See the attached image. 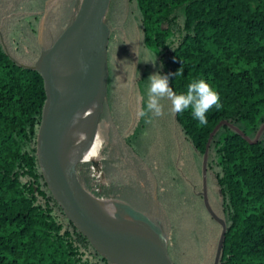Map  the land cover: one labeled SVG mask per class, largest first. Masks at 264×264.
Segmentation results:
<instances>
[{
	"label": "trees",
	"instance_id": "16d2710c",
	"mask_svg": "<svg viewBox=\"0 0 264 264\" xmlns=\"http://www.w3.org/2000/svg\"><path fill=\"white\" fill-rule=\"evenodd\" d=\"M80 1L0 0V264H113L67 219L36 156L45 89L33 65L75 19ZM104 23L100 126L112 148L103 150L101 170L108 185L93 191L90 162L77 166V182L147 218L174 264H213L222 226L204 203L202 162L220 124L206 161L208 204L225 225L218 264H264V0H111ZM122 48L133 74L109 65L110 51ZM143 70L168 76L178 95L202 79L221 105L202 126L191 109L172 112V144L157 143L152 156L130 95ZM124 72L132 81L126 88Z\"/></svg>",
	"mask_w": 264,
	"mask_h": 264
},
{
	"label": "water",
	"instance_id": "95a60500",
	"mask_svg": "<svg viewBox=\"0 0 264 264\" xmlns=\"http://www.w3.org/2000/svg\"><path fill=\"white\" fill-rule=\"evenodd\" d=\"M110 1L111 0H81L80 8L75 19L64 29L61 35L48 49L40 53L33 65V68L40 74L45 89V102L36 138L37 162L51 195L63 210L67 219L90 241L96 251L104 255L110 262L113 264H121L119 261L111 259V253L125 247H137L147 250L151 258L155 261V264H174L167 254L166 239L156 230L153 224L140 213L132 210L126 205L114 202L111 199H102L122 206V208L132 215L136 214L144 218L148 222L145 223L146 228H138L127 222L121 223L100 219L80 204L66 185L70 177L77 182V166L89 162L78 160L77 146L73 147L58 165H53L51 160L52 156L62 145L66 133L69 131V123L67 121L68 106L61 102L62 92L53 79L51 72L52 66L57 60L64 56H68L77 63H91L93 61L92 57L76 53V45L79 38L93 25L103 29V38L100 43L102 52V76L95 90L89 94L90 99L99 98L96 123L100 130V116L103 102L106 97L108 78L107 46L109 41V30L104 23V17ZM219 127L220 124H218L209 135L202 162L204 203L210 215L222 226V232L213 264H218L219 261L221 246L225 235V225L217 219L208 204L206 193V161L209 142ZM77 184L79 183L77 182Z\"/></svg>",
	"mask_w": 264,
	"mask_h": 264
},
{
	"label": "bare ground",
	"instance_id": "6f19581e",
	"mask_svg": "<svg viewBox=\"0 0 264 264\" xmlns=\"http://www.w3.org/2000/svg\"><path fill=\"white\" fill-rule=\"evenodd\" d=\"M102 38L103 29L93 25L77 41L76 53L92 57L91 63H77L68 56H64L52 66L53 79L62 92L61 102L68 106L67 121L69 123V131L62 145L51 158L53 165H58L68 152L77 146L78 160L89 161L93 169L99 167L103 142L96 123L99 98L90 99L89 94L95 90L102 76L100 48ZM66 185L80 204L96 217L146 228L140 219L132 216L122 206L112 205L107 200L92 196L83 190V187L81 188L72 177L67 180ZM110 257L121 264H155L147 250L137 247L113 252Z\"/></svg>",
	"mask_w": 264,
	"mask_h": 264
},
{
	"label": "rangeland",
	"instance_id": "374dc122",
	"mask_svg": "<svg viewBox=\"0 0 264 264\" xmlns=\"http://www.w3.org/2000/svg\"><path fill=\"white\" fill-rule=\"evenodd\" d=\"M112 8L114 10L113 12L115 13L116 10H115V4L114 3L112 4ZM110 16L112 17L114 15L112 13H109L108 17H110ZM126 45H127V48L130 47V44L128 45V42L126 43ZM130 63H131V57L128 55V52H126V50L124 48H122V50L121 49H117V50L114 49L113 52L110 51V53H109V65H113V67L116 68L117 71H120L123 68H127V69H130L132 71V74H133L135 72V64L133 66V64H130ZM140 73H141V70L139 68V72H138V75H137L138 78L140 77ZM143 73H146V72H144V70H143ZM150 76H151L150 74L146 73L145 74V78L143 80L136 81L135 84H134V91L131 92L130 95H132L133 100L137 103V108H136L137 116L139 118H141L142 121L145 124L146 129H145V132H144V136H145L146 142L149 143L148 154H151V156H152L154 151L156 150V146L155 145L157 143L159 145H162V146H163L162 143L164 141L166 142L167 146H168L169 143L172 144L171 143L172 139L170 138V135L173 134V131L171 129V123H172V117L173 116H172V112L170 111V107L168 106V101L167 100L162 101V103L164 104L165 115L162 116V117H159V118H153L151 123H147L146 122L148 120V117H141V116L138 115V113L141 110L146 109L147 100H148V89H149L148 78ZM120 83L125 88L127 87L126 86L127 84H130V86H131L132 81L129 80V78H127L126 72L123 73ZM150 115L151 114H149V116ZM100 133H101L102 140H103L102 146H101V151H100L101 160H102V159H105V152L103 150L108 152V150L110 148H112V147H111V145H109L105 141L104 136L107 133V128L105 126H103V125L100 126ZM145 152H146V150H145ZM105 164L107 165V168H110L109 167L110 165L107 164V162ZM99 165H100V171L102 172V170H101V161H100ZM91 167H92V165L88 168L87 176L90 179L93 191L97 192V193H100V188L102 186L106 187L108 185V181L105 178L104 174L102 173L103 180L99 181V183L95 182V179L91 178V174L93 173V170H92ZM123 198H125V200H127V199L131 200L130 196L127 197L126 194H124ZM132 198L135 201L133 203L141 204L140 199L139 200L136 199L135 196H132ZM99 199H103V198L99 197ZM107 202H109L112 205L120 206V205H117V204H113L110 201H107ZM141 205L145 206V204H141ZM132 216H135L136 218L139 217L136 214H133ZM141 218L142 217H139L138 219H140L144 224L148 223L144 218H142V219ZM126 248H129V247H125V248L119 249L118 251H116L114 253H117V252H119L121 250H125Z\"/></svg>",
	"mask_w": 264,
	"mask_h": 264
},
{
	"label": "clouds",
	"instance_id": "9594fccd",
	"mask_svg": "<svg viewBox=\"0 0 264 264\" xmlns=\"http://www.w3.org/2000/svg\"><path fill=\"white\" fill-rule=\"evenodd\" d=\"M181 69L175 76L181 75ZM148 100L146 109L141 110L138 115L148 117L147 123H151L153 118L165 115L162 101H170V111L173 113H183L191 109L194 119L199 121V125L207 124V113L212 108H220L219 95L204 80L193 81L188 85L184 94H176L169 86L168 76H161L159 73L148 78ZM149 114H151L149 116Z\"/></svg>",
	"mask_w": 264,
	"mask_h": 264
},
{
	"label": "built area",
	"instance_id": "2783aa9c",
	"mask_svg": "<svg viewBox=\"0 0 264 264\" xmlns=\"http://www.w3.org/2000/svg\"><path fill=\"white\" fill-rule=\"evenodd\" d=\"M92 170H93V173L91 174V178L95 179V182L99 183V181L103 180L102 172L100 171V165L97 169L92 168Z\"/></svg>",
	"mask_w": 264,
	"mask_h": 264
}]
</instances>
